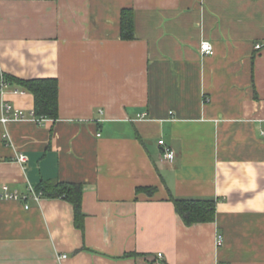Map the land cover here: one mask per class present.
Returning <instances> with one entry per match:
<instances>
[{
	"label": "crops",
	"instance_id": "crops-1",
	"mask_svg": "<svg viewBox=\"0 0 264 264\" xmlns=\"http://www.w3.org/2000/svg\"><path fill=\"white\" fill-rule=\"evenodd\" d=\"M1 73L58 79L59 117L0 91V188L82 183L84 228L63 197L0 199V264H264V0H0ZM171 195L218 198L215 220Z\"/></svg>",
	"mask_w": 264,
	"mask_h": 264
},
{
	"label": "trees",
	"instance_id": "trees-1",
	"mask_svg": "<svg viewBox=\"0 0 264 264\" xmlns=\"http://www.w3.org/2000/svg\"><path fill=\"white\" fill-rule=\"evenodd\" d=\"M121 36L133 39L135 36V17L132 8H124L121 13ZM10 84H16L34 96V113L37 117H48L53 120L59 117V82L56 78L23 79L4 74ZM42 196L63 197L74 206L75 224L84 228L82 208L84 188L78 182L42 181L37 187ZM143 191L153 194L155 187H142ZM177 213L187 225L200 222H211L216 218L218 198H180L171 195Z\"/></svg>",
	"mask_w": 264,
	"mask_h": 264
},
{
	"label": "built area",
	"instance_id": "built-area-1",
	"mask_svg": "<svg viewBox=\"0 0 264 264\" xmlns=\"http://www.w3.org/2000/svg\"><path fill=\"white\" fill-rule=\"evenodd\" d=\"M263 46L261 43H256V48L259 49ZM201 51L204 55H212L214 53V48L209 41H204L201 44ZM11 87V84L6 80L4 74H0V91L2 93H5L9 88ZM15 93H23V90L19 89H13ZM4 111L5 115L1 117V121L3 123H7L11 119H21L26 116V113L24 110L21 109H15L13 108L10 103L7 101L4 103ZM30 115L38 120V123L44 122L47 117H37L34 113V110L30 112ZM159 144L162 146V158L174 161L176 157V152L173 148L168 146L164 139L159 140ZM16 159L20 163H25L28 160V157L24 153H18L16 156ZM42 197V192H38L36 188L32 185H29L26 192H20L18 190L12 189L10 185L3 184L0 188V199H7V200H21L26 202V207H29L28 201L31 199H34L36 201H39ZM224 237L222 234L218 235L217 243L218 245H221L223 243ZM159 256H162L161 253H159ZM61 258H65L66 255H61Z\"/></svg>",
	"mask_w": 264,
	"mask_h": 264
}]
</instances>
